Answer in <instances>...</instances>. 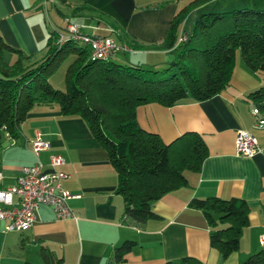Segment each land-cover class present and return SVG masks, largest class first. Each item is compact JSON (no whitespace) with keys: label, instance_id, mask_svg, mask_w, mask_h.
<instances>
[{"label":"crops","instance_id":"0c3cea01","mask_svg":"<svg viewBox=\"0 0 264 264\" xmlns=\"http://www.w3.org/2000/svg\"><path fill=\"white\" fill-rule=\"evenodd\" d=\"M189 1L0 0V38L26 56H40L49 31L62 33L67 23H73L88 36L114 41L121 32L132 43L159 45L174 15ZM263 1L227 0L226 6L257 7ZM49 5L61 28L49 19ZM127 48L140 61L156 57L166 63L174 56L172 50ZM156 64L152 60L150 66ZM261 86L264 76L246 70L236 53L228 86L210 99L170 108L146 104L136 109L140 129L157 135L163 144L193 132L207 153L197 172L183 173L186 186L153 203L155 217L140 225L123 217L122 199L114 193L115 172L84 123L61 117L55 107H32L16 139L0 135V189L13 185L21 167L39 161L42 170L48 171L49 158L58 156L63 165L55 170L67 176L61 186L71 195L67 205L73 217L57 220L49 208L39 207L26 231L5 232V224L0 222V264H43L39 257L42 248L58 264H103L112 248L126 240L136 246L120 264H179L185 257L201 264H240L251 253L264 251V126L257 125L264 120V110L258 111L247 98ZM238 131H246L256 140L258 151L250 158L236 154ZM36 134L47 148L35 157L31 141ZM211 197L242 200L248 211L238 250L225 259L210 248L202 214L188 206L191 199ZM12 200L16 202L15 197Z\"/></svg>","mask_w":264,"mask_h":264},{"label":"trees","instance_id":"16d2710c","mask_svg":"<svg viewBox=\"0 0 264 264\" xmlns=\"http://www.w3.org/2000/svg\"><path fill=\"white\" fill-rule=\"evenodd\" d=\"M179 36L183 39L177 42ZM54 41L55 32L49 31L42 55L26 56L0 38V135L16 139L34 106L55 107L63 118L80 119L115 172L114 193L122 199L123 217L139 225L155 217L153 203L186 186L183 173L197 172L207 153L193 132L163 144L157 135L140 129L136 109L210 99L228 86L236 53L246 70L264 76V7L226 9L216 0H190L174 15L159 45L132 43L121 32L116 34L114 41L133 51L172 50L173 58L160 69L91 60L84 47L70 42L57 47ZM5 54L14 60L5 62ZM69 55L60 91L48 78ZM247 98L258 111L264 110V86ZM188 206L202 214L208 244L221 259L238 250L248 222L242 200L191 199ZM135 246L123 241L103 264L123 263ZM39 257L43 264L59 262L43 248ZM179 264L201 263L185 257ZM240 264H264V251L251 253Z\"/></svg>","mask_w":264,"mask_h":264},{"label":"built area","instance_id":"2783aa9c","mask_svg":"<svg viewBox=\"0 0 264 264\" xmlns=\"http://www.w3.org/2000/svg\"><path fill=\"white\" fill-rule=\"evenodd\" d=\"M183 39L178 37L177 42ZM57 47L65 43H75L84 47L91 60H110L118 53L128 52L124 44H117L109 37L88 36L81 32L80 26L67 23L62 33H55ZM264 126V120L257 122ZM236 154L243 158H250L258 151L256 140L246 131H238L234 140ZM47 148V143L42 141L38 134L31 141V153L36 157L38 153ZM63 165V160L58 156L49 158L48 171L42 170L39 161L23 166L13 185L0 189V222L5 224V232H23L28 230L35 220V213L39 207L49 208L54 218L63 220L72 218L67 200L71 195L61 186V181L66 179V174L55 168ZM2 175L0 174V180ZM13 197L16 202H13Z\"/></svg>","mask_w":264,"mask_h":264},{"label":"rangeland","instance_id":"374dc122","mask_svg":"<svg viewBox=\"0 0 264 264\" xmlns=\"http://www.w3.org/2000/svg\"><path fill=\"white\" fill-rule=\"evenodd\" d=\"M226 2H227V0H218V4L222 8H226V9L234 8V7H227ZM257 2L259 3L261 1H257ZM258 3L256 6L258 8H263L262 6L264 5V1H263V5H258ZM48 10H49V19L52 20V22L54 23V25L57 26V28L60 27L61 25L58 24V23H61L60 19L57 17L56 13L50 7V5L48 7ZM60 30L61 29H59L58 31H60ZM63 31H64V29H63ZM87 32H90V31H87ZM9 58H10V55H7L4 58V61L7 63H10L11 60H9ZM138 58H139L138 56H135L132 53L127 52V53L123 54L121 52H118L113 56L112 61L115 63H118V64H131L132 66L140 65V66H143L144 68L149 67L152 69H160V68L165 66V63H161L160 60L156 57L152 59L153 62L154 61L158 62V64H156L155 66H150V63L152 61L151 59H150V61L146 62L144 58H143L144 61H142V60L140 61V60H138ZM172 58H173L172 56H169L167 59V62H169ZM71 60H72V56L69 55L63 61H60L57 64V67L54 69L52 75L48 78V81L53 88L60 90V91L64 90V81H63L64 80V71H65L67 65L71 62Z\"/></svg>","mask_w":264,"mask_h":264}]
</instances>
